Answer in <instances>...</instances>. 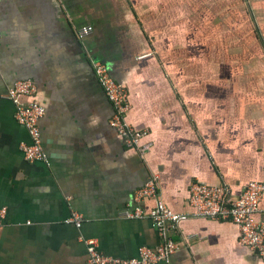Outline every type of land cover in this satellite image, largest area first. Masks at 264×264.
<instances>
[{
	"label": "crops",
	"instance_id": "1",
	"mask_svg": "<svg viewBox=\"0 0 264 264\" xmlns=\"http://www.w3.org/2000/svg\"><path fill=\"white\" fill-rule=\"evenodd\" d=\"M93 61L127 89L144 157L110 126ZM20 81L46 109L49 164L20 151L30 137L6 97ZM263 166L264 0H0V264H87L90 239L135 258L161 243L148 219L122 218L153 175L167 207L192 214L194 183L237 197ZM239 235L230 221L189 219L172 233L171 264H264Z\"/></svg>",
	"mask_w": 264,
	"mask_h": 264
},
{
	"label": "built area",
	"instance_id": "2",
	"mask_svg": "<svg viewBox=\"0 0 264 264\" xmlns=\"http://www.w3.org/2000/svg\"><path fill=\"white\" fill-rule=\"evenodd\" d=\"M79 39L83 40L93 33L91 26L80 28ZM98 83L103 88L107 99L113 107L110 126L123 138L129 148L137 149L144 157L151 145L141 144L145 133L137 131L127 121L131 109L127 89L118 84L112 77L107 66L101 62H92ZM15 106L16 122L26 128L30 142L22 143L20 151L27 162H42L49 164V157L44 148L40 121L46 114V109L38 100L37 86L31 81H20L6 95ZM160 177L153 175L149 182L140 189L135 197L136 206L122 214L127 220L148 219L158 232L161 243L156 248L143 247L139 255L131 259H117L102 253L100 244L95 239L85 243L88 255L87 264H171V258L177 250V243L172 233L181 223L193 219H211L230 221L239 228V245L258 255L264 262V223L257 222L255 215L260 212V203L264 196V166L262 176L250 182L244 191L233 197L226 185L209 186L196 182L190 190V205L194 208L192 214L176 213L160 199ZM147 199L158 200L156 208L147 213L143 203ZM7 215L3 209L2 218ZM83 215L72 212L67 224L81 229L84 224Z\"/></svg>",
	"mask_w": 264,
	"mask_h": 264
}]
</instances>
